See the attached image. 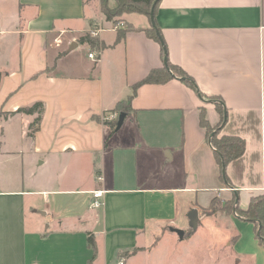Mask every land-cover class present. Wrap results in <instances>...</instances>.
<instances>
[{"label":"crops","instance_id":"obj_1","mask_svg":"<svg viewBox=\"0 0 264 264\" xmlns=\"http://www.w3.org/2000/svg\"><path fill=\"white\" fill-rule=\"evenodd\" d=\"M115 19L100 0H0V264H264L254 222L206 212L214 198L245 209L264 193V0H159L167 61L195 88L174 73L134 92L164 52L145 32L149 16ZM129 97L112 128L118 117H102ZM201 110L219 135L245 141L225 166L229 182ZM167 225L184 244L160 253Z\"/></svg>","mask_w":264,"mask_h":264},{"label":"trees","instance_id":"obj_2","mask_svg":"<svg viewBox=\"0 0 264 264\" xmlns=\"http://www.w3.org/2000/svg\"><path fill=\"white\" fill-rule=\"evenodd\" d=\"M115 6L110 7L108 4V0H100L101 3V11L105 15L107 19H115L116 22H119L120 20H117L121 18V16L125 13H142L150 17V10L152 7V4L154 0H114ZM159 4V0L154 5L153 11L154 16L156 15L157 7ZM155 21V19H154ZM155 25L157 27L156 21ZM157 30L159 33H156V29L151 25L150 27L145 29V32L148 36L154 38L156 41H159L162 45L163 52L166 50L165 43L162 39V35L160 33V29L157 27ZM124 34V30L119 31L118 38H121ZM87 42L91 46L96 45V41L93 37H91L89 34L86 37ZM177 74L178 76L182 77V79L192 88H195L192 78L187 75V73L182 70L180 67L171 64L169 61L167 63V67L164 65L159 68L152 69L149 71L145 77L137 81L133 85L134 92L136 88L142 84L145 83H163L173 77V74ZM132 96V95H131ZM130 96V97H131ZM205 97V95H202ZM130 97L127 98L125 101H119L114 107V111L120 112H127L128 111V102L130 100ZM214 100H218L219 102L216 103V107L218 112L220 113L221 120L220 122L224 121V108L222 101L217 97H212ZM41 105L40 103H36L31 107L28 108H20L19 111H23L26 113H32L36 106ZM200 125L205 128L207 138L210 137V135L217 129L216 127H212L205 115L204 110L200 111V118H199ZM116 123H112L111 127L114 128ZM31 128H33L32 124L30 125ZM211 145L214 148L215 156L217 158V161L219 163L220 169H221V175L224 178L225 181L229 182V179L227 177V174L225 172V169L223 171V166H226V164L241 156L245 149V141L243 138L235 135H219V131H215L211 137ZM234 198L224 201L222 200V204H220V201L217 200V198H214L211 201V204L208 209H206V212L208 214L215 213L217 211L222 212H231L233 209L237 212V214L241 215L243 218H246L255 224V228L257 230V238L261 244L264 245V193L259 194L256 196H253L250 199V202L248 206L245 209L238 208L237 206L234 207ZM219 205L217 207L216 205ZM260 224V228H259ZM259 229V230H258ZM87 242L89 246H93V239L88 236Z\"/></svg>","mask_w":264,"mask_h":264},{"label":"rangeland","instance_id":"obj_3","mask_svg":"<svg viewBox=\"0 0 264 264\" xmlns=\"http://www.w3.org/2000/svg\"><path fill=\"white\" fill-rule=\"evenodd\" d=\"M87 52H88V48H87V46H84V47H82V48H80L78 51H77V57L79 58V59H81L82 61L84 60V57H86V55H87ZM81 60H80V62H81ZM82 63V62H81ZM81 196H78V195H76L75 196V201L76 200H78L79 198H80ZM82 197H84V196H82ZM217 200H219L220 201V204H222V199L221 198H217ZM76 203V202H75ZM220 204H218V205H216L217 207H219V205ZM88 206L90 207V202H88ZM75 207H77V205L75 204ZM235 207V206H234ZM92 208V207H91ZM90 209V208H89ZM92 209H94V208H92ZM95 209H97V208H95ZM91 210V209H90ZM79 211H83V206H80L79 208H78V210L77 211H75V212H77L76 214H78L79 213ZM235 211V210H234ZM42 211H40V213H41ZM31 214L29 213L28 214V219H30L31 220ZM27 219V220H28ZM178 224H179V221H178ZM84 228H86V230H89L90 228H89V226H84ZM176 229H177V227H170L169 225H167L165 228H163V230L165 231V234L167 235V237H165V239H164V241H163V243L161 244L162 246H161V249L159 250V252L160 253H164L163 251H167V249H168V247H170V249H178V248H182V245L184 244V243H181L180 242V240H182V239H180V237H179V235L177 234V232H176ZM160 236H161V239H163L164 237L162 236V234H161V232H160ZM154 241V240H153ZM183 242H186V240H184ZM169 245V246H168ZM167 260L169 261V262H171L170 260H169V258H168V256H167ZM154 262V261H153Z\"/></svg>","mask_w":264,"mask_h":264},{"label":"water","instance_id":"obj_4","mask_svg":"<svg viewBox=\"0 0 264 264\" xmlns=\"http://www.w3.org/2000/svg\"><path fill=\"white\" fill-rule=\"evenodd\" d=\"M157 1L158 0H154V2L152 4L151 10H150V21H151V25L156 29V33H159V31L157 30V27L155 25V21H154V11H153L154 5L156 4ZM70 48H72V47H70ZM167 63H168V61H167L166 50H164L163 64L167 67ZM125 116H126V113L125 112H120L119 113L118 119H117V122H116V129H118V128L121 127ZM225 119H226V113L224 112V120ZM213 133L210 135V137L208 139V141H209L210 144H211L210 141H211V137H212ZM224 169H225V166H223V171H224ZM187 216L189 218V226L191 228L195 229L196 226H197V220L199 218L198 217V211H197V209L196 208H191L189 210V212L187 213ZM259 228H260V224H259ZM176 232L179 235V237H183V231L182 230L176 229Z\"/></svg>","mask_w":264,"mask_h":264},{"label":"built area","instance_id":"obj_5","mask_svg":"<svg viewBox=\"0 0 264 264\" xmlns=\"http://www.w3.org/2000/svg\"><path fill=\"white\" fill-rule=\"evenodd\" d=\"M118 24H120V25L122 26L124 23L121 21V22L118 23ZM102 30H103V29H102L101 27H97V28H95V29H92V30L90 31V36H91V37H96V36L99 34V32L102 31ZM56 42H59V40L56 39ZM88 56H89L90 58H92L94 61H97L99 55H98L97 52H95V51H91V52L88 53ZM117 117H118V116H117L116 113H108V114L104 115V116L102 117V119H103L104 121H106V120H107V121H108V120H116ZM92 196H93V199H92V201H91V203H90V206H91L92 208H98V207H100V206L102 205V201L100 200V198L102 197V191H101V190H94V191H92ZM234 214L237 215V212L234 211ZM119 264H123V261L120 260V261H119Z\"/></svg>","mask_w":264,"mask_h":264}]
</instances>
